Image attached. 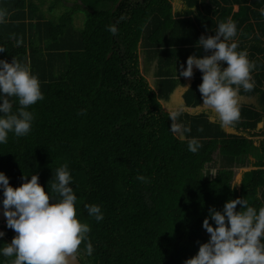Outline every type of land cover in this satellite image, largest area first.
Masks as SVG:
<instances>
[{
	"label": "trees",
	"instance_id": "1",
	"mask_svg": "<svg viewBox=\"0 0 264 264\" xmlns=\"http://www.w3.org/2000/svg\"><path fill=\"white\" fill-rule=\"evenodd\" d=\"M59 5L65 9L56 14ZM261 8L264 0H0V59L29 64L44 96L29 106L31 131L9 133L0 144V171L13 187L38 174L47 191L56 169L68 165L77 216L90 226L93 245L91 255L79 246L82 264H183L209 239L202 222L210 207L222 210L237 197L264 206ZM228 18L239 49L256 64L253 89L238 92L256 104H239L240 120L222 125L199 105L202 73L194 68L180 95L199 109L170 120L165 103L172 106L175 88L186 83L175 67L210 54L197 41ZM113 24L116 34L108 31ZM142 61L157 64L154 80ZM193 137L195 153L188 150ZM85 204L100 205L103 219L90 217ZM11 239L0 237V247ZM13 258L0 256V264Z\"/></svg>",
	"mask_w": 264,
	"mask_h": 264
},
{
	"label": "clouds",
	"instance_id": "2",
	"mask_svg": "<svg viewBox=\"0 0 264 264\" xmlns=\"http://www.w3.org/2000/svg\"><path fill=\"white\" fill-rule=\"evenodd\" d=\"M259 12L264 16V8ZM5 18V11L0 9V23ZM108 31L116 34L117 28L109 25ZM214 32V35H201L197 41L210 54L189 55L186 66L180 65L179 76L190 78L194 68L199 70L202 73V82L197 86L202 100L200 106L214 109L222 125H231L241 118L239 89L242 87L248 92L255 85L251 73L256 64L248 58L246 49H239L234 39L237 28L233 20L228 18L218 23ZM5 51L0 44V53ZM175 76L178 79L176 67ZM13 97L19 105L15 110ZM43 98L40 80L29 64L15 57L11 62L0 59V144L7 143L9 133L22 137L31 131L34 114L28 110L29 106ZM193 108L196 110L199 106ZM179 115L178 111H170L169 119L175 121ZM199 147L196 138L188 141L190 152H197ZM26 177H22L18 187H13L9 177L0 171L3 197L0 205L6 227L16 233L10 243L0 247V256L14 257L11 264H69V257L82 242L86 253L91 255L90 226L77 216V195L68 165L56 169L54 182L48 183L47 191L38 182V174H32L30 179ZM137 179L146 178L138 176ZM237 205L241 206L239 210ZM84 207L96 221L103 219L100 205L85 204ZM210 219L215 226L209 223ZM202 227L210 234L209 239L200 243L197 253L183 264H264V206L257 209L246 199H229L222 210L209 208ZM4 235L0 230V237Z\"/></svg>",
	"mask_w": 264,
	"mask_h": 264
},
{
	"label": "flooded vegetation",
	"instance_id": "3",
	"mask_svg": "<svg viewBox=\"0 0 264 264\" xmlns=\"http://www.w3.org/2000/svg\"><path fill=\"white\" fill-rule=\"evenodd\" d=\"M149 74V73H148ZM147 74V75H148ZM185 79V78H184ZM184 85H186L187 86V80H186V83H184V84H180V85H178L176 88H175V91L176 90H178V92H179V96L177 95L176 97L178 98V101H176V103H174V105H172L170 108H168L169 109V111H173V110H175V111H178L179 113L180 112H183V111H185V106L184 105H186V101H184V99L182 98V95H180V94H183V92L185 91V86ZM175 91H174V93H175ZM181 100H183V101H181ZM255 101V96H251V95H246V94H243V93H239L238 92V102H242V103H245L246 101ZM252 103H254V102H252ZM180 104V105H179ZM246 104H250V103H246ZM255 104H256V102H255ZM206 108H208V109H210L211 111H208L209 112V114H211V115H209L210 117H217L218 119H219V116H218V114L216 113V111L214 110V109H212V108H210V107H205V106H202V110H204V109H206ZM220 120V119H219ZM176 132V131H175ZM179 132V131H178ZM177 133V132H176Z\"/></svg>",
	"mask_w": 264,
	"mask_h": 264
},
{
	"label": "rangeland",
	"instance_id": "4",
	"mask_svg": "<svg viewBox=\"0 0 264 264\" xmlns=\"http://www.w3.org/2000/svg\"><path fill=\"white\" fill-rule=\"evenodd\" d=\"M48 1H49V0H48ZM43 5H44V6H43L44 9H47L49 3H45V4H43ZM64 7H65V6H63V5H59V6L55 7V9H54L53 12H55L56 14H59L60 12H62V11L65 9ZM81 15L84 17L83 12H82L79 16H81ZM77 24H79V26H80L81 24L83 25L82 20L77 19ZM141 63H142V65H143V67H144V70H145L147 73H149L148 76L150 77V79H151V80H154V77H153V75H152V72H154V71L156 70L157 64H156V65H150V66H148L146 63H143V61H142ZM177 73H179V72L177 71ZM250 102H255V101L253 100V101H250ZM165 105H166L167 108H170V107H171V105H170L168 102H166ZM168 110H169V109H168ZM175 131L177 132V134H179V132H178V131H179V128H178V127H176ZM211 173H212V174H215V168L211 169ZM234 178H235V179H238V178H239V168L236 169V176H235Z\"/></svg>",
	"mask_w": 264,
	"mask_h": 264
},
{
	"label": "water",
	"instance_id": "5",
	"mask_svg": "<svg viewBox=\"0 0 264 264\" xmlns=\"http://www.w3.org/2000/svg\"><path fill=\"white\" fill-rule=\"evenodd\" d=\"M184 108H186L189 112L190 111L192 112L193 109H195L192 106H185ZM0 219L6 221V218L3 215V206L2 205H0ZM69 264H82V262L80 261V259L78 258V256L76 254H73L72 256L69 257Z\"/></svg>",
	"mask_w": 264,
	"mask_h": 264
},
{
	"label": "built area",
	"instance_id": "6",
	"mask_svg": "<svg viewBox=\"0 0 264 264\" xmlns=\"http://www.w3.org/2000/svg\"><path fill=\"white\" fill-rule=\"evenodd\" d=\"M0 230L5 232V237L8 239H11L16 233L14 232V230L6 227V221L5 220H1L0 219Z\"/></svg>",
	"mask_w": 264,
	"mask_h": 264
},
{
	"label": "crops",
	"instance_id": "7",
	"mask_svg": "<svg viewBox=\"0 0 264 264\" xmlns=\"http://www.w3.org/2000/svg\"><path fill=\"white\" fill-rule=\"evenodd\" d=\"M195 66H193V68H194ZM190 79H191V77L190 78H186V80H187V85H188V83H189V81H190ZM179 96V92H178V90H176L175 91V93L173 94V100L171 101V103H176V101H178V98L176 97V96ZM182 101V100H181ZM242 102H238V104H241ZM245 103H250L249 101H246ZM174 105V104H173ZM180 105V104H179ZM203 105H201V107H202ZM168 109V108H167ZM195 109H193V111H194Z\"/></svg>",
	"mask_w": 264,
	"mask_h": 264
}]
</instances>
